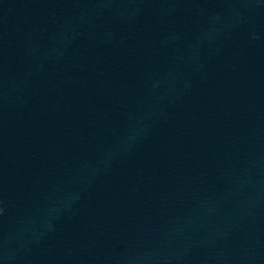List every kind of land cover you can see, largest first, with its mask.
Listing matches in <instances>:
<instances>
[{
    "label": "water",
    "instance_id": "1",
    "mask_svg": "<svg viewBox=\"0 0 264 264\" xmlns=\"http://www.w3.org/2000/svg\"><path fill=\"white\" fill-rule=\"evenodd\" d=\"M0 264H264V17L126 72L0 82Z\"/></svg>",
    "mask_w": 264,
    "mask_h": 264
}]
</instances>
